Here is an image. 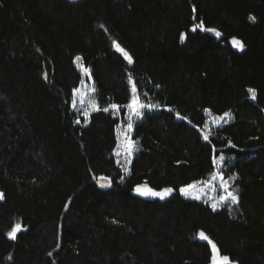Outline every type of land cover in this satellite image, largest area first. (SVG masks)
<instances>
[{
    "label": "trees",
    "instance_id": "trees-1",
    "mask_svg": "<svg viewBox=\"0 0 264 264\" xmlns=\"http://www.w3.org/2000/svg\"><path fill=\"white\" fill-rule=\"evenodd\" d=\"M78 56L98 106L83 123ZM133 86L154 107L125 174L124 110L104 109L129 104ZM226 113L205 140L206 114ZM221 156L234 210L182 197ZM142 183L174 194L143 200ZM0 193V264H211L212 244L230 264H264V0H0Z\"/></svg>",
    "mask_w": 264,
    "mask_h": 264
},
{
    "label": "rangeland",
    "instance_id": "rangeland-1",
    "mask_svg": "<svg viewBox=\"0 0 264 264\" xmlns=\"http://www.w3.org/2000/svg\"><path fill=\"white\" fill-rule=\"evenodd\" d=\"M75 65L81 73L82 79L77 89L73 92V101H72V111L75 115L76 121L79 123H83L86 121L85 112L90 113L97 111L98 106L95 101V91L94 85L90 79L89 71L83 66L81 61H75ZM133 88V87H132ZM132 90V89H131ZM75 105V106H74ZM152 108L145 107L140 109L142 115L137 117L133 112H131L126 107L113 109L112 107L108 108V111L115 117H120L121 111L124 110V117L118 129V146L115 152V156L117 158V162L120 165L122 171L125 174L129 173L130 165L135 157V155L139 152L138 142L133 140V128L135 124L141 121L143 114L147 111L152 110ZM87 116V118H88ZM206 124L202 129L203 135L209 136L212 131L224 126L229 123L231 120V116H213L211 114H206ZM223 117V119H221ZM131 119L132 129L128 130L127 124ZM131 142L132 144V152L131 155H127V144ZM119 153V154H117ZM220 158V157H219ZM215 159L216 163H214L215 170L213 173L205 180L193 183L189 186L194 187H184L182 189H188L187 194H182L180 190V194L185 199L200 201L204 204H207L211 209L212 205H216V210H219L223 207L234 210L236 204H232L230 199L227 201H221V197L227 196V192L225 191V186H229V191L233 192L231 182L229 179L224 178L221 173L223 161L220 159ZM193 197H199L198 199H194Z\"/></svg>",
    "mask_w": 264,
    "mask_h": 264
},
{
    "label": "snow or ice",
    "instance_id": "snow-or-ice-1",
    "mask_svg": "<svg viewBox=\"0 0 264 264\" xmlns=\"http://www.w3.org/2000/svg\"><path fill=\"white\" fill-rule=\"evenodd\" d=\"M250 20L254 21L255 20V17H249ZM196 27L200 28V30L202 31H206V32H211V33H214L217 37H219L221 35L220 32H218L216 29L214 28H206L204 26V23L201 21ZM196 28H193V31H195ZM184 39V36L181 35V41H183ZM115 43V42H114ZM231 43H232V46L234 48H238L240 50H243L244 48V45L241 43L240 40H238L237 38L233 37L232 40H231ZM115 47L117 49V51H120L123 53V55L125 56L126 59H128L129 63L132 62V58L128 55L127 52H124V50L122 48H120V46L118 44H115ZM76 60L77 61H80L81 60V57H76ZM248 92L250 94V97L251 99L255 100L256 99V90L255 89H252V88H249L248 89ZM75 106V105H74ZM113 109H116L118 106L117 105H112L111 106ZM127 109H129L131 112H133L137 117L141 116L142 113L140 111V109H143L145 107H148L149 109L154 107L152 105H145L144 103H141L139 98H138V95H137V90L135 88V86H133L132 88V98L129 102V104H127L125 106ZM104 111H108L107 108L104 109ZM230 114H225V117L229 116ZM87 116H88V113L85 112V118L87 119ZM221 119H223V117H221ZM77 123H79V121H77ZM133 125H132V122H131V119H129V122L127 124V128L129 131H131ZM204 139L207 140L208 139V136L205 135L204 136ZM131 152H132V144L131 142H129L127 144V155H131ZM119 154V153H117ZM220 161H223L224 160V157L221 156L220 158ZM214 163H216V161L214 160ZM101 181H104V180H107L106 177H100L99 178ZM233 179H236L235 177H233ZM109 185L107 184H101V187H107ZM190 188L191 187H194V186H189ZM229 186H225V191L227 192V196H224V197H221V201H227L230 199L231 203L232 204H236L238 202V197L237 195H235L233 192L229 191ZM137 193L141 196H159L161 199H163L165 197V195L167 194H170L173 189L171 188H167V189H164L163 192H155L153 191L151 188H147V187H137L136 189ZM181 192L182 194H187L188 192V189H181ZM3 193H0V199H3ZM194 199H198L199 197H193ZM212 208H213V211L216 210V205H212ZM21 228L20 226H16L14 227L9 233H8V237L9 239H12V240H15L17 238V232L20 231ZM198 237L202 240H208V237L205 235L204 232H199L198 233ZM208 242L210 244H212V242L210 240H208ZM212 248H213V256H212V264H230V259L228 256H223V257H220L219 256V253H218V249L216 248L215 244H212ZM49 255H51V253H49ZM9 259H11V257H9Z\"/></svg>",
    "mask_w": 264,
    "mask_h": 264
},
{
    "label": "water",
    "instance_id": "water-1",
    "mask_svg": "<svg viewBox=\"0 0 264 264\" xmlns=\"http://www.w3.org/2000/svg\"><path fill=\"white\" fill-rule=\"evenodd\" d=\"M219 32V31H218ZM208 34L211 36V37H213L214 39H216L217 41H220L221 39H222V34L219 36V37H217L214 33H211V32H208ZM231 40H232V38H230V39H228L227 40V43L229 44V46L231 47V49L234 51V52H236V53H238V54H243L244 52H245V50H246V48H245V46H244V48H243V50H240V49H238V48H234L233 46H232V43H231ZM238 40H240V39H238ZM241 41V40H240ZM241 43L244 45V43L241 41ZM124 58H125V56L123 55V53L122 52H120V51H118ZM125 52V51H124ZM126 59V58H125ZM127 61H128V59H126ZM101 184H107V182H105V181H99L98 182V185L99 186H101ZM137 187H147V188H151L148 184H146V183H142V184H140V185H137V186H135L134 187V189H133V191H132V194L134 195V196H136V197H138V198H141V199H143V200H148V201H155V200H157V201H160V202H163V201H166L167 199H169L173 194H174V192L172 191L170 194H167V195H165V197L163 198V199H161L159 196H141V195H139L138 193H137V191H136V189H137ZM152 189V188H151ZM153 191H155V192H163V190H161V191H158V190H155V189H152ZM212 264V263H211Z\"/></svg>",
    "mask_w": 264,
    "mask_h": 264
}]
</instances>
